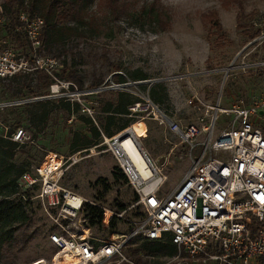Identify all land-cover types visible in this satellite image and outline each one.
Returning a JSON list of instances; mask_svg holds the SVG:
<instances>
[{
	"label": "rangeland",
	"instance_id": "374dc122",
	"mask_svg": "<svg viewBox=\"0 0 264 264\" xmlns=\"http://www.w3.org/2000/svg\"><path fill=\"white\" fill-rule=\"evenodd\" d=\"M7 1L0 0L3 13L0 48L10 49L16 59L23 61L19 71L28 72L31 83H40L33 78L36 72L46 73L52 80L47 94L24 97L22 100L8 99V94L0 88V134L4 136L7 130L14 129V133L18 128L22 129L21 135L13 139L18 142L13 158L16 162H27L29 170L34 171L46 158L70 154L66 146L68 130L80 126V123L74 115L63 117L57 104H51L46 125L32 135L25 119L18 125L12 123V119L4 120L10 118L7 112L1 110L4 105L63 96L70 102L77 101L80 106L81 102L86 104L90 114L84 113L98 126L102 115L99 107L114 91L106 85L115 81L117 74L124 79L132 78L130 71L143 72L146 78L156 79L155 82L165 85L167 98L163 106L171 110L174 117L195 115V109L183 103L184 96L192 91H196L208 105L214 104L219 96L221 107H229L233 100L240 97L245 104H250L254 97L264 95V0H125L124 12L118 16L111 14L106 0H93L84 11L83 17L87 21L84 36L78 39V43L76 40H65V52L59 58L40 55L43 52L41 38L40 44L33 46L23 30L18 29V13L26 12V1L13 13L4 12L1 4ZM10 16L18 21L17 28L15 26L18 35L8 27ZM254 31L257 33L251 37ZM80 46L85 50L82 58L77 54ZM62 57L66 67L60 63ZM69 70L82 75L85 81L82 87L61 77ZM92 72H102L101 79L93 86H86ZM175 74L183 75L170 78ZM26 91L27 96L29 93ZM146 118L135 119L129 128L143 136L140 137V144L165 175L162 189L167 192L187 167L186 147L178 136L150 124ZM228 118V115L219 112L216 128H222ZM251 118L263 131L264 108ZM61 170L59 183L73 188L89 200L113 207L116 201L128 203L134 199L130 185L123 180L105 186L88 157L72 164L63 162ZM116 177L104 171L107 184H112ZM101 186L107 190L95 197ZM16 190L8 197L16 199L24 194L23 200L28 199L25 207L27 218L16 225L10 238L0 242V264H27L36 258L46 259L54 249L47 240V232L53 229L54 222L45 214L41 200L33 197L36 187L26 189L17 185ZM75 225L81 230L82 225L77 220ZM117 230H121V226ZM112 231L91 228L90 235L104 237ZM137 239L132 238L123 246L122 252L126 257L137 246ZM139 254L141 264H184L185 260L183 256L173 258V254L164 255L159 251L149 255L139 251Z\"/></svg>",
	"mask_w": 264,
	"mask_h": 264
},
{
	"label": "built area",
	"instance_id": "2783aa9c",
	"mask_svg": "<svg viewBox=\"0 0 264 264\" xmlns=\"http://www.w3.org/2000/svg\"><path fill=\"white\" fill-rule=\"evenodd\" d=\"M2 14L0 8V25ZM18 20V29L33 46L39 45L42 18L19 12ZM22 65L10 49L0 48V77L19 71ZM155 80L127 77L110 81L106 88L138 98L128 104V116L148 117L150 124L179 137L188 159L179 180L163 191L165 175L141 146L143 136L129 128L131 123L109 136L101 133L96 144L59 154L54 169L40 168V163L34 171L22 172L17 185L26 189L35 186L33 197L41 200L45 214L54 222L47 232L52 253L27 264H133L122 252L129 240L163 237L175 246L173 258L183 256L184 264H264V134L251 118L264 108V95L254 97L250 104L240 97L229 107H221L219 96L208 105L192 91L184 96L183 103L197 114L174 117L171 110L154 101L151 85ZM80 104V111L90 114L89 107ZM149 112L155 115L148 116ZM219 112L229 117L222 128H216ZM21 133L18 128L12 139ZM82 157L89 158L105 186L122 180L129 184L134 199L122 208L109 207L62 186L61 164H72ZM106 170L117 176L112 184L104 179ZM85 203L100 211L93 225L83 217ZM75 220L82 225L81 230ZM91 228L114 231L95 237L90 235Z\"/></svg>",
	"mask_w": 264,
	"mask_h": 264
},
{
	"label": "trees",
	"instance_id": "16d2710c",
	"mask_svg": "<svg viewBox=\"0 0 264 264\" xmlns=\"http://www.w3.org/2000/svg\"><path fill=\"white\" fill-rule=\"evenodd\" d=\"M25 1V11L28 12L29 15L36 14L43 20L40 33L43 52L40 55H52L59 58L60 54L65 52L63 47L65 40H76L78 43V39L84 36V24L87 23L83 17L85 14L84 11L93 0ZM106 2L110 7L112 15L118 16L124 12L123 6L125 0H106ZM23 4L24 0H8L1 5L4 12L9 11L13 13V11L23 7ZM67 21L72 22L69 24ZM16 23H18V21L10 16L8 27L13 34L18 35V33L15 32ZM239 26L241 25L239 24ZM256 33L257 32L254 31L251 37H254ZM84 53L85 50L82 46L77 48V54L80 58H82ZM60 63L66 67L64 57H62ZM35 71L39 70L36 69ZM101 74L102 72H92L91 80L86 86H93L99 83ZM28 75V72L17 71L7 77H0V88L3 90V93L8 94V97H10L8 99L14 97L17 98V100H22L24 97L28 98L34 95H45L48 93V85L52 82L51 78H48V74L35 73L33 78L40 82L39 84L35 82L31 83V78ZM130 75L132 78H146V76H144L145 74L140 71H130ZM61 77L72 80L78 87H82L85 82L82 75L71 70L64 76L62 74ZM115 80L122 81L124 77L117 74L115 75ZM25 90H27L26 92H28L29 95H25ZM151 92L154 101L163 105L164 99L167 98L165 85L162 82H154L151 85ZM110 96L111 97L106 98L99 107V111L102 115L99 117L98 126L93 124L91 119L84 112L80 111V105L77 101L73 100L70 102L68 99H64L63 96L55 99L24 100L23 102L4 105L1 110L10 115V118H5L4 120L12 119V123L15 125H18L22 119H25L27 129L34 135L46 125L49 113L52 109L50 105L57 104L56 106L62 111L63 117L74 115V119L80 123V126H75V128L68 130L69 137L66 146L68 152H73L77 149L96 144L101 138V133L109 136L135 120V118L127 115V106L138 99L136 96L120 90L110 92ZM13 130L14 129L7 130L4 136L0 134V242L6 237L10 238L11 232L15 229L16 225L25 221L27 218L25 207L28 205V199L23 200L22 197L24 194H21L19 197L17 196L16 199L8 197V195L17 191V179L20 174L29 170L27 162H16L13 158L18 146V142L11 138ZM112 174L113 177H115V173ZM97 181L100 182L99 179H97ZM101 188V191L97 192L95 197L107 190L104 186H101ZM124 205L125 203L118 201L113 204L116 208H122ZM99 212L96 206L85 203L83 217L89 225H93L98 219ZM139 251H142V254L145 255L158 251L164 255H172L175 253V246L168 237L160 239H139L137 246L127 253L129 259L135 264L142 263V257ZM119 264L128 263L121 262Z\"/></svg>",
	"mask_w": 264,
	"mask_h": 264
},
{
	"label": "bare ground",
	"instance_id": "6f19581e",
	"mask_svg": "<svg viewBox=\"0 0 264 264\" xmlns=\"http://www.w3.org/2000/svg\"><path fill=\"white\" fill-rule=\"evenodd\" d=\"M149 115H152V117L155 115L154 112H149L148 113ZM128 142V139H126V143ZM128 147V150L130 152H132V149L130 146H127ZM139 162V161H137ZM59 164V158L58 157H52V158H46L44 160V162L42 163V165L40 166V168H43L45 167L47 170H51V169H54L58 166ZM67 257V256H66Z\"/></svg>",
	"mask_w": 264,
	"mask_h": 264
}]
</instances>
